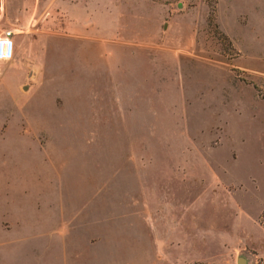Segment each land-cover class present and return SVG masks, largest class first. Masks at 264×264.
<instances>
[{
    "label": "rangeland",
    "instance_id": "rangeland-1",
    "mask_svg": "<svg viewBox=\"0 0 264 264\" xmlns=\"http://www.w3.org/2000/svg\"><path fill=\"white\" fill-rule=\"evenodd\" d=\"M1 1L0 264H264V0Z\"/></svg>",
    "mask_w": 264,
    "mask_h": 264
},
{
    "label": "crops",
    "instance_id": "crops-1",
    "mask_svg": "<svg viewBox=\"0 0 264 264\" xmlns=\"http://www.w3.org/2000/svg\"><path fill=\"white\" fill-rule=\"evenodd\" d=\"M2 2V3H1ZM0 2V27H1V23L4 21H7V17L4 18V14H6V7L4 8V4H3V1ZM3 4V5H2ZM19 15V6L17 5L16 1L12 2L11 5H10V10H9V17L11 18H17V16ZM2 17L4 18L2 20ZM76 23V22H75ZM67 25V24H66ZM66 27V26H65ZM76 28V25L74 26V29ZM13 30V29H12ZM3 31V30H2ZM2 31L0 32V34L2 33ZM12 41H13V52H12V56H15V53L18 49V43H19V39H20V36L17 35L16 33H14V30H13V34H12V37H11ZM2 222V221H1ZM0 227L2 230H9L11 229L10 226L8 225V222H6L5 220L0 223Z\"/></svg>",
    "mask_w": 264,
    "mask_h": 264
},
{
    "label": "built area",
    "instance_id": "built-area-1",
    "mask_svg": "<svg viewBox=\"0 0 264 264\" xmlns=\"http://www.w3.org/2000/svg\"><path fill=\"white\" fill-rule=\"evenodd\" d=\"M12 29L3 30L0 34V62L11 58L13 52Z\"/></svg>",
    "mask_w": 264,
    "mask_h": 264
},
{
    "label": "water",
    "instance_id": "water-1",
    "mask_svg": "<svg viewBox=\"0 0 264 264\" xmlns=\"http://www.w3.org/2000/svg\"><path fill=\"white\" fill-rule=\"evenodd\" d=\"M23 89H26V86H23ZM237 264H251V259L245 255H239L237 257Z\"/></svg>",
    "mask_w": 264,
    "mask_h": 264
},
{
    "label": "trees",
    "instance_id": "trees-1",
    "mask_svg": "<svg viewBox=\"0 0 264 264\" xmlns=\"http://www.w3.org/2000/svg\"><path fill=\"white\" fill-rule=\"evenodd\" d=\"M210 16H211V19L213 20L214 10H212V13H211ZM219 35L223 38V40L225 39V37L221 33Z\"/></svg>",
    "mask_w": 264,
    "mask_h": 264
}]
</instances>
